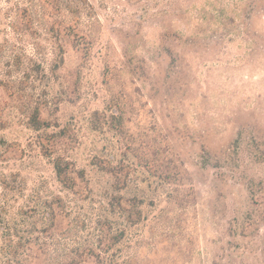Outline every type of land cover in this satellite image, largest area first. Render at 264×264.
I'll use <instances>...</instances> for the list:
<instances>
[{
	"label": "rangeland",
	"instance_id": "obj_1",
	"mask_svg": "<svg viewBox=\"0 0 264 264\" xmlns=\"http://www.w3.org/2000/svg\"><path fill=\"white\" fill-rule=\"evenodd\" d=\"M241 5L0 0V264H264Z\"/></svg>",
	"mask_w": 264,
	"mask_h": 264
},
{
	"label": "trees",
	"instance_id": "obj_2",
	"mask_svg": "<svg viewBox=\"0 0 264 264\" xmlns=\"http://www.w3.org/2000/svg\"><path fill=\"white\" fill-rule=\"evenodd\" d=\"M240 10L243 13V17L246 24L244 28V33L247 37L253 42L256 47V55L259 60L260 65L264 66V0H242ZM255 13V17L258 19L259 24L257 28L249 23L251 22L252 14ZM234 23V21H233ZM252 25V26H251ZM264 152H261L260 155L264 156ZM56 172L58 177L65 182V169L62 164L58 161L55 164Z\"/></svg>",
	"mask_w": 264,
	"mask_h": 264
}]
</instances>
